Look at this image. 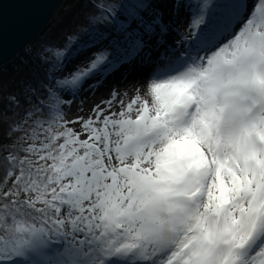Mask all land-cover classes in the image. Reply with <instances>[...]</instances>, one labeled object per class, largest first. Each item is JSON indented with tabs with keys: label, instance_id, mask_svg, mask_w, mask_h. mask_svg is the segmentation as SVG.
Listing matches in <instances>:
<instances>
[{
	"label": "snow or ice",
	"instance_id": "snow-or-ice-1",
	"mask_svg": "<svg viewBox=\"0 0 264 264\" xmlns=\"http://www.w3.org/2000/svg\"><path fill=\"white\" fill-rule=\"evenodd\" d=\"M159 2L0 60V264H264V0Z\"/></svg>",
	"mask_w": 264,
	"mask_h": 264
},
{
	"label": "water",
	"instance_id": "water-1",
	"mask_svg": "<svg viewBox=\"0 0 264 264\" xmlns=\"http://www.w3.org/2000/svg\"><path fill=\"white\" fill-rule=\"evenodd\" d=\"M64 0H0V42L2 65L16 57L14 52L28 45L46 27ZM25 42H27L25 44Z\"/></svg>",
	"mask_w": 264,
	"mask_h": 264
},
{
	"label": "trees",
	"instance_id": "trees-1",
	"mask_svg": "<svg viewBox=\"0 0 264 264\" xmlns=\"http://www.w3.org/2000/svg\"><path fill=\"white\" fill-rule=\"evenodd\" d=\"M89 11H94L92 0H64L46 27L26 46L37 49L45 43L64 44L66 36L73 34L77 27H87L85 17ZM20 55H23V52ZM22 67L17 56L3 65V83L14 86L17 69ZM29 68L37 71L35 65L30 64Z\"/></svg>",
	"mask_w": 264,
	"mask_h": 264
},
{
	"label": "bare ground",
	"instance_id": "bare-ground-1",
	"mask_svg": "<svg viewBox=\"0 0 264 264\" xmlns=\"http://www.w3.org/2000/svg\"><path fill=\"white\" fill-rule=\"evenodd\" d=\"M158 7L161 8L165 12L166 20L171 19V15H170L171 3L169 2V0H161V3L158 4ZM179 22L181 24V30H183L184 25L188 23L187 16L182 13ZM176 39H179L176 33L173 32L169 34L168 40L170 43ZM71 65L72 64H70L69 67ZM150 71H151L150 67L135 68L131 71V74L129 75L127 81L122 82V83L120 82L119 74H117L116 77L111 78L109 80L108 86L111 87L114 85L120 88L122 91H126L127 92V95L125 96L126 101H131V99H133L137 95V92L134 91L135 88L140 89L139 95L141 96V98H146L144 95V90L146 87L147 80L149 79ZM106 95H107V87H103L99 89L98 92L96 93L95 100L98 101L101 98V96H106ZM87 99H88L89 106H91V104L93 103V97L89 95ZM74 114H75V109H73V115Z\"/></svg>",
	"mask_w": 264,
	"mask_h": 264
},
{
	"label": "rangeland",
	"instance_id": "rangeland-1",
	"mask_svg": "<svg viewBox=\"0 0 264 264\" xmlns=\"http://www.w3.org/2000/svg\"><path fill=\"white\" fill-rule=\"evenodd\" d=\"M161 3V0H160V2L158 3V4H160ZM158 4H157V6H158ZM74 63H72V65L69 67V69H71V68H73V67H75V65L76 64H78V63H80V61H73ZM75 64V65H74Z\"/></svg>",
	"mask_w": 264,
	"mask_h": 264
}]
</instances>
